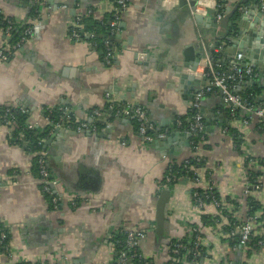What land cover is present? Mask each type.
<instances>
[{
  "label": "crops",
  "instance_id": "1",
  "mask_svg": "<svg viewBox=\"0 0 264 264\" xmlns=\"http://www.w3.org/2000/svg\"><path fill=\"white\" fill-rule=\"evenodd\" d=\"M219 1L225 9H232L231 3L237 0H201L198 9L207 8L216 20ZM248 1L264 11V0ZM38 2L42 7L32 20V9ZM174 4L175 0H129L113 40L117 54L108 66L100 52L86 41H74L69 34L75 14L92 9L96 18L104 19L110 15L114 0H0L4 15L34 26L33 37L12 51L7 60H0V107L26 108L27 123L40 128L47 124L44 108L59 106L70 109L76 121L95 119L99 124V130L90 134L60 135L49 144L44 139L43 151L62 197L57 210L52 209L40 187L34 154L24 142H11L7 126H0V223L13 249L10 257H0V264H113L116 249L112 235L121 225L146 231L140 242L143 255L153 264H166L168 246L155 242L153 236L155 204L166 167L192 154L189 138L176 121L186 118L197 88L189 89L180 82V75L189 73L179 70L181 51L195 44L198 36L201 42L215 46L217 33L222 34V43L214 47V53L217 61L225 64L227 55L219 49L228 45L224 37L229 31L222 17L215 31L197 25L196 34L190 29L191 22L184 21L182 10L173 9ZM9 40L0 29V49ZM203 62L196 72L202 70ZM251 81L240 82L237 92L264 108ZM221 98L219 93L208 94L201 102L206 135L199 151L204 162L197 171L203 183L199 187H205L204 180L209 178L207 182L213 183L219 197L234 205L233 215L238 220L254 201L258 205L254 232L264 234V180L259 188L248 193L244 190L245 158L258 161L260 166L255 163L253 170L264 173V125L247 109L239 108L231 115L227 105V118L220 117ZM111 99L119 105L143 106L156 129L165 130L164 124H168L179 135L162 149V144L143 142L131 120L109 110ZM94 111L100 115L94 117ZM209 115L213 119L205 118ZM183 177L172 184L166 206L167 237H183L194 224L207 247L199 264H264V246L248 255V247L231 248L223 239L229 238L223 215L210 204L201 210L195 208L191 200L195 183ZM70 199H77L76 206L70 205Z\"/></svg>",
  "mask_w": 264,
  "mask_h": 264
},
{
  "label": "built area",
  "instance_id": "2",
  "mask_svg": "<svg viewBox=\"0 0 264 264\" xmlns=\"http://www.w3.org/2000/svg\"><path fill=\"white\" fill-rule=\"evenodd\" d=\"M176 1V0H175ZM129 0H114L113 9L109 15V26L110 33L108 38L103 42L104 45V55L103 62L104 64L111 66L112 59L114 60L117 50L113 45V37L118 33L120 28V22L122 18V13L127 9ZM263 6V5H262ZM261 6V7H262ZM42 3L38 2L37 6L34 8L35 15L32 16V20H35L41 10ZM63 8L66 6L63 5ZM218 7V5H217ZM93 14L92 9H87L85 13L75 14L71 27H70V38L74 41H83L85 33L80 32V20L83 15ZM224 13H217L216 21H220ZM13 22L3 14L0 9V29L11 36L14 31ZM22 28V27H19ZM34 35V26L33 23H27L25 27L22 28L20 37L13 43H8L6 46L0 49V60H7L12 51L19 49L24 43L29 41ZM87 37H92L89 35ZM91 47H95V41L87 40L86 41ZM220 50V49H219ZM216 52L218 49L215 50ZM241 58V54H236L232 58H228V61L219 67L218 64L213 61L212 55L203 59V68L201 71H195L196 75L205 78L206 83L202 87L196 88L189 102L188 109L191 112L190 117L185 119H177L176 126L182 129L185 135H189V145L191 146L192 154L189 157H192L193 160L200 163L203 161V158L200 156L199 151L202 144L205 142L204 136V116L201 112V102L202 99L208 94L219 93L223 97L224 101H231L234 106H229V111L233 115L236 109L242 108L247 109L248 111L254 112V114L259 118L262 125H264V108H259L254 105L250 100L243 99L241 95L237 92V87L240 82L246 78L256 77L257 72L251 66H242L237 63V60ZM219 68H218V67ZM236 91L235 93H231ZM109 97V96H108ZM109 110L117 117L131 120L137 126V134L140 139L145 143H151L157 138H163L169 132L168 129L158 130L155 128L153 123L148 117L146 109L140 105H119L113 99L110 100ZM21 112H26L27 109L20 107ZM51 108H49L48 115L44 116L48 122ZM58 111L60 112L59 118L54 124V127L63 128L64 131H74L77 133L84 132H97L98 122L93 119L90 122L86 121H76L71 110L67 107L59 106ZM8 110H6V113ZM100 113L94 111L93 116L98 117ZM8 125L6 121L4 124ZM0 125V126H1ZM27 127L32 129L34 126L32 123H28ZM8 128V126H7ZM10 129L8 128L9 134ZM51 132V131H50ZM49 132V133H50ZM44 143V139L40 143ZM36 157V164L38 170V180L42 191L49 197L51 207L53 210H57L62 202V197L57 192L58 179L52 174L46 153L41 150L38 152H32ZM189 163V158H186L182 161V164L186 166ZM244 163L246 168H254L255 163L260 166L258 161L252 158H245ZM173 164V163H172ZM171 165V164H170ZM170 165H168V173L164 177V182H171L176 179L174 173L170 170ZM256 166V165H255ZM246 169V185L244 190L246 193L249 192L251 188L257 189L261 186L262 181L264 180V173H262L259 178L254 182L250 183L249 174ZM198 169L194 170L193 173V182L195 183V188L191 191V200L195 208L201 210L206 204L214 206L218 214L223 215L225 219V225L227 226V237L233 239L236 235L238 238L237 246H231L232 249L236 248H247V243L249 242L252 234L254 223L257 216L255 214L247 213L242 220H238L233 215L234 205L229 203L227 199L220 198L217 194V189L213 183H208L210 179H206L205 187H199L202 183L198 175ZM208 181V182H207ZM160 187H164L161 185ZM201 188V190H198ZM77 199H70V205L76 206ZM250 204V203H249ZM248 204V208L251 209L252 205ZM118 236V237H117ZM119 236L123 238H119ZM146 236V231L135 229L126 226H117L113 235H112V244L116 249V256L114 258L113 264H153L152 260L148 257H145L140 249V242ZM186 237V241L177 239L175 242H171L169 238L168 243V259L166 264H199V262L207 255V247L204 244L200 231L198 227L194 224H190L187 228V232L183 235ZM256 245L260 248L264 246V239L258 240ZM13 253L12 245L8 240L6 231L0 226V257L6 256L10 257ZM201 259V260H199ZM20 264H47L46 262L40 261L38 263H30L28 261H21ZM226 264H231L227 262Z\"/></svg>",
  "mask_w": 264,
  "mask_h": 264
},
{
  "label": "water",
  "instance_id": "3",
  "mask_svg": "<svg viewBox=\"0 0 264 264\" xmlns=\"http://www.w3.org/2000/svg\"><path fill=\"white\" fill-rule=\"evenodd\" d=\"M231 1V0H229ZM201 0H176L173 9L182 10L185 15L184 21L191 22L190 29H195V33H198L197 25H203L207 28H211L214 31L218 28L219 21H216L210 14H208L207 8L204 10L198 9V5ZM203 3V2H202ZM232 9L227 7L224 9V16L221 21H226L228 24V34L224 37L228 41V45L220 49L221 53L227 55V58H232L236 54H241V58L237 60V63L242 66H251L257 72L256 79L246 78L252 80V84H255L256 88L260 92V98L264 101V11L261 10L256 2L250 4L248 0H237L231 3ZM264 8V7H263ZM71 12L75 13V6L72 7ZM234 16L233 20H230ZM212 31H209V34ZM208 34V35H209ZM219 38L214 39V45L220 46L222 43V34H218ZM115 35L113 37L116 38ZM198 36V35H197ZM199 37V36H198ZM196 38L195 44L186 45L181 54L183 61L179 70H187L189 73H182L180 75V82L188 85L189 89H194V86L202 87L205 85V78H197L195 76V70L198 65L207 56H211L214 52V47L211 43L205 42ZM187 87V86H185ZM232 91L231 93H235ZM121 98H123L121 96ZM234 106L231 101L225 102L223 97L220 99L221 113L220 117L227 118L225 106ZM204 111V109H202ZM205 118L211 120L213 116H206ZM169 130L168 134L163 138L155 139L152 144L163 146L169 145L175 141V138L179 135V131L173 126L164 124ZM108 131L105 130L104 133ZM74 131L65 132L63 128L55 127L51 130L50 134L45 141V144H49L52 140H56L60 135L74 134ZM87 134H90L87 132ZM189 138V135H184ZM188 142V139L185 143ZM172 194V184L162 187L159 190L156 204H155V216H154V229L153 236L154 241L160 242L163 245H168L169 238L167 237L166 230L170 229L169 222L166 219V206L169 202Z\"/></svg>",
  "mask_w": 264,
  "mask_h": 264
},
{
  "label": "trees",
  "instance_id": "4",
  "mask_svg": "<svg viewBox=\"0 0 264 264\" xmlns=\"http://www.w3.org/2000/svg\"><path fill=\"white\" fill-rule=\"evenodd\" d=\"M224 9H225V5H224L223 1H219L218 2V13H221V12L224 13ZM34 11L35 10L32 9V13H31L32 16L35 15ZM9 19L13 22L14 26H16L14 28V31L12 32V34L10 36V40H9V43H13L14 41H16L20 37L22 28L25 27L27 25V23L22 25L21 23H18L11 18H9ZM108 20H109V15H107L106 18H104V19H98L93 14H90V15L84 14L80 20V24H81L80 32L81 33L86 32V35L82 40L83 41H87V40L95 41L96 46L93 48L95 50H97L98 52H100L102 59H103V55H104L103 42L106 38H108L109 33H110V26H109ZM19 27H22V28H19ZM89 35H92V37H87ZM109 38H110V36H109ZM217 55L218 54H216L214 52L212 53L213 61H215V63L218 64L219 67H221L223 64H221L217 61ZM112 62H113V59H112ZM241 97L243 99H247V100L251 99V97L249 98L248 95H245V96L241 95ZM6 110H8L7 113H6ZM237 110L238 109H236L235 112H237ZM48 111H49V108H44L43 116L48 115L49 114ZM59 114H60V112L58 111V107L51 108L50 115L48 117L49 121L47 122V124L45 126H43L42 128L36 126L32 129H30L27 127V124H28L27 120H28V116H29L27 111L24 113L21 112L20 107H18V106H15V107H12V106H5L4 107L3 106V107H0V125L4 124L6 121L8 122L7 126L10 129L9 135L11 138L10 139L11 142H18L21 144H23V142H24V146L29 151L38 152V151L43 150V145H44V143L43 142L40 143V141L42 139H45L48 137L49 132L53 129L54 124L56 123V121L59 118ZM186 115H187L186 118L190 117V115H191L190 110L187 112ZM134 125H135V129L137 131V126L135 123H134ZM262 128L264 130V126ZM205 135L206 134H204V136ZM234 141L237 142V140H234ZM204 146L205 145H203V147ZM190 148H191V146H190ZM36 157H37V155H35V169L34 170H35L37 177H38ZM188 158H189V163L186 166H184L182 164V162H176V161H174V163L170 165L171 172L174 173L176 176V179L174 181H171L170 183L164 182V177L168 173V169H169V167L167 166L165 173H164V176L161 180V185L167 186L168 184H175L183 176L188 177L189 179L193 180V178H192L193 173L192 172L194 170H197L199 167L203 166L204 162L202 161V162L198 163L195 160H193L192 157H188ZM247 172L249 174L250 183H254L259 178V176L262 174V172L260 170L255 171L252 168L251 169L248 168ZM194 189H196V188L195 187L192 188L191 191H193ZM198 190H201V188H199ZM254 203H255L254 201H250L249 205H252V207L248 211L249 214H255L256 213L255 211L258 209L257 208L258 205H255ZM263 216L261 214L260 218H262ZM256 220H258V218ZM206 221L207 220L205 219V216L203 215L202 216V222L205 223ZM0 226L4 229V227L1 225V223H0ZM224 231L227 232V226H225ZM119 238H123V237L119 236ZM185 239H186V237L184 236V237H181L179 240L186 241ZM223 239L227 240V242L230 246H237L238 238L236 235L233 237V239L225 238V236L223 237ZM262 239H264V234H261V232H259V231L254 232V228H253V234H252L249 242L247 243V246L249 248V249L247 248L248 250H246L247 255L251 251H257L260 248L259 246L256 245V242L258 240H262ZM176 240L177 239L172 238L171 242H175ZM199 260H201V259H199ZM243 264H246V263H243Z\"/></svg>",
  "mask_w": 264,
  "mask_h": 264
}]
</instances>
